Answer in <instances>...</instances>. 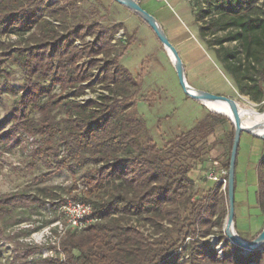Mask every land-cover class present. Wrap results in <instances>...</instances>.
<instances>
[{"label":"trees","instance_id":"1","mask_svg":"<svg viewBox=\"0 0 264 264\" xmlns=\"http://www.w3.org/2000/svg\"><path fill=\"white\" fill-rule=\"evenodd\" d=\"M190 1L197 6L198 37L237 93L263 101L264 9L257 0ZM85 2L0 0V77L10 66L23 75L0 120V142L11 147L32 138V158L73 175L84 169L68 196L74 191L73 199L90 203L95 218L54 246L24 242L20 238L32 231L14 226L29 225L55 194L50 188H42L43 195L0 193V264H264V241L246 250L222 230L227 185L198 193L189 175L215 127L228 118L208 111L159 146L136 110L141 79L119 62L128 42L113 36L122 26L102 24L103 5L91 2L85 9ZM233 136L234 127L221 165L227 170ZM256 171V200L264 213V159ZM45 248L54 254L43 256Z\"/></svg>","mask_w":264,"mask_h":264},{"label":"rangeland","instance_id":"2","mask_svg":"<svg viewBox=\"0 0 264 264\" xmlns=\"http://www.w3.org/2000/svg\"><path fill=\"white\" fill-rule=\"evenodd\" d=\"M91 2L94 4L100 2L103 5L99 11L102 24L122 26L118 29L123 32L121 44L128 42V47L119 58V62L133 76L141 79L136 110L145 121L151 137L159 146H163L179 132L191 128L204 116L205 110L209 111V109L205 104L185 94L166 50L154 31L140 16L114 0H86L84 8H91L89 6ZM138 3L159 23L163 33L176 49L184 66V75L188 84L195 87L204 85L208 92L213 94L231 92L239 107H251L258 112H264V99L254 103L247 96L240 95L231 89L232 80L214 58L212 49L198 37L200 22L194 18L197 11L196 4L194 6L190 0H139ZM257 4L264 9V0H257ZM15 38L13 35L10 36V39ZM92 38V36H86L85 40H92ZM22 77L20 69L16 66H10L7 75L0 77V120L8 116L18 96ZM228 120L229 123L224 128L220 127L217 134H220L223 129L228 134L233 130V124L229 118ZM3 128L7 126L4 125ZM7 144L8 141L0 142V193L19 190L43 195L42 188H50L56 197L54 200L46 199L45 205L37 208L36 213L31 216L32 222L29 225L28 222H22L14 226L13 230L28 228L32 232L28 237H22L20 240L45 244L46 247L54 246L69 230L65 229L60 205L67 199H73L75 192L72 191L70 196L68 193L73 185L81 182L80 176L84 169L74 170L73 175L67 168L57 170L51 164L32 158L29 153L30 148L35 144L32 138L27 139L23 145L5 147ZM228 144L227 137V147ZM239 150H237L234 179V202L236 203L234 205L237 214L241 195L242 200L251 201L256 181L255 168L247 162L243 164L242 152ZM241 182L245 183L242 187L238 185ZM239 189L242 191L241 195ZM225 218L226 216L222 223V230ZM216 238L217 235H213L212 239ZM10 250L9 244L3 245V256H8ZM41 254L51 256L54 252L45 248Z\"/></svg>","mask_w":264,"mask_h":264},{"label":"crops","instance_id":"3","mask_svg":"<svg viewBox=\"0 0 264 264\" xmlns=\"http://www.w3.org/2000/svg\"><path fill=\"white\" fill-rule=\"evenodd\" d=\"M101 1H104V0H101ZM136 1L139 2V0H136ZM190 85L192 87H195L192 84ZM195 88L208 91L204 85L203 87H195ZM231 89L236 91L237 93V90L233 84L231 86ZM220 95L233 98V96L231 95V92L221 93ZM205 111H206L205 112L206 114L208 110H205ZM227 123L229 122L225 121L215 127L214 133L210 135L208 138L209 146H208L207 152L204 154L202 160L199 163H197L189 173L190 177L194 181L195 189H197L198 193L204 194L214 184H218L217 182L208 179L207 175L211 171H216L218 167L223 164V162L226 160L228 156V153H227L228 147L226 146V140L229 134L224 129L222 130V132H220V134H217L219 128L220 127L224 128V126ZM238 149H240L239 151L242 152L241 161L243 162V164L247 162L248 164H251L252 167L255 168L256 181H255L254 192L252 195V200L251 201H248V199L242 200L243 198V196L241 195L242 191L241 189H239L240 191L239 194L241 195V199L239 200L240 202H239L238 214L236 213L235 205L233 206V227L235 228V231L239 237H241L244 240L249 241V240L255 239L256 236L264 228V213L261 212L259 205L257 203V200H256V190H257L256 168H257L258 163L262 159H264V137L254 135L249 132H242L239 138ZM238 185L242 187L245 185V183L241 182ZM234 204L236 203L234 202ZM224 205L226 208L227 201L225 202Z\"/></svg>","mask_w":264,"mask_h":264},{"label":"water","instance_id":"4","mask_svg":"<svg viewBox=\"0 0 264 264\" xmlns=\"http://www.w3.org/2000/svg\"><path fill=\"white\" fill-rule=\"evenodd\" d=\"M115 1L120 3L121 5H124L125 7L129 8L131 11L136 13L138 16H140L144 20V22L148 24L150 28L154 31L156 37L162 44L163 48L168 49L172 53V55L176 59L174 68H175L179 83L187 96L201 102L202 104H204L202 101L204 99V100H211V101L221 100V101L227 102L230 105L232 115H233L232 117L224 113H220L215 110L209 109L210 111L225 115L227 118L230 119L234 127V136H233V141H232V146H231V151H230L228 179H227V215H226L224 225H223V232L231 243L239 245L240 247L246 250H250V249H253L259 246L264 241V228L256 236L255 239L249 240V241L244 240L241 237H239L233 228L234 178H235L234 176H235V161H236V156H237L238 143H239L241 132L252 133L250 130L244 128L240 124L238 106H237L236 101L233 98H230L228 96H224L220 94H213L205 90L201 91V94H195V93L190 92L188 90L187 82L185 79L183 64L178 56V53L176 49L174 48V46L171 44V42L168 40V38L165 36L161 27L159 26L157 21L154 19V17L151 16L146 11H144L136 0H115ZM214 245H217V240H215ZM217 248H216L217 250H220V246Z\"/></svg>","mask_w":264,"mask_h":264},{"label":"built area","instance_id":"5","mask_svg":"<svg viewBox=\"0 0 264 264\" xmlns=\"http://www.w3.org/2000/svg\"><path fill=\"white\" fill-rule=\"evenodd\" d=\"M123 32L118 31L114 34V39H119L122 37ZM228 170L222 166H219L216 171H211L207 178L217 182L221 190H225L228 179ZM60 210L64 217L65 229L73 231H81L86 228V226L95 220L93 216V209L90 203L75 200L67 199L60 205ZM221 252V249L218 250V253Z\"/></svg>","mask_w":264,"mask_h":264},{"label":"bare ground","instance_id":"6","mask_svg":"<svg viewBox=\"0 0 264 264\" xmlns=\"http://www.w3.org/2000/svg\"><path fill=\"white\" fill-rule=\"evenodd\" d=\"M165 50L168 54V57L171 63L174 66L176 59L174 58V56L168 49H165ZM187 86H188V90L195 94H201V91H203V90L193 88L188 83H187ZM202 101L208 109H212L217 112L224 113L230 117L233 116L230 105L225 101H221V100L211 101V100H204V99ZM238 112H239L240 124L244 128L250 130L252 133L256 135L264 137V112H258L251 107H239V106H238Z\"/></svg>","mask_w":264,"mask_h":264}]
</instances>
